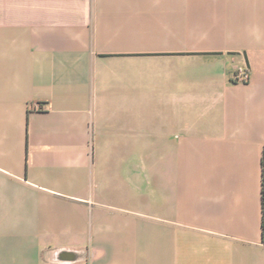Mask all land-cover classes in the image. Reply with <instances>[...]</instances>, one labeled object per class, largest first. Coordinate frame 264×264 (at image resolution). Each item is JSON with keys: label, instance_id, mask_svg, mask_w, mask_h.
Masks as SVG:
<instances>
[{"label": "crops", "instance_id": "1", "mask_svg": "<svg viewBox=\"0 0 264 264\" xmlns=\"http://www.w3.org/2000/svg\"><path fill=\"white\" fill-rule=\"evenodd\" d=\"M262 173L264 0H0V264H264Z\"/></svg>", "mask_w": 264, "mask_h": 264}, {"label": "built area", "instance_id": "2", "mask_svg": "<svg viewBox=\"0 0 264 264\" xmlns=\"http://www.w3.org/2000/svg\"><path fill=\"white\" fill-rule=\"evenodd\" d=\"M249 69L247 67L237 68L232 74V79L238 82H245L249 79Z\"/></svg>", "mask_w": 264, "mask_h": 264}, {"label": "trees", "instance_id": "3", "mask_svg": "<svg viewBox=\"0 0 264 264\" xmlns=\"http://www.w3.org/2000/svg\"><path fill=\"white\" fill-rule=\"evenodd\" d=\"M264 176V173H262ZM261 229H262V237L264 239V179L262 180V222H261Z\"/></svg>", "mask_w": 264, "mask_h": 264}, {"label": "rangeland", "instance_id": "4", "mask_svg": "<svg viewBox=\"0 0 264 264\" xmlns=\"http://www.w3.org/2000/svg\"><path fill=\"white\" fill-rule=\"evenodd\" d=\"M140 171H141V167H140Z\"/></svg>", "mask_w": 264, "mask_h": 264}]
</instances>
